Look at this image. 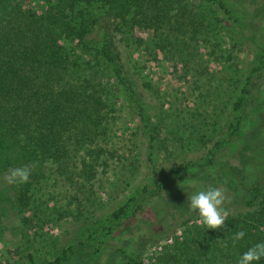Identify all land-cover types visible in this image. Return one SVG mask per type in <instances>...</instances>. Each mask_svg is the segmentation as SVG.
<instances>
[{
	"label": "trees",
	"instance_id": "1",
	"mask_svg": "<svg viewBox=\"0 0 264 264\" xmlns=\"http://www.w3.org/2000/svg\"><path fill=\"white\" fill-rule=\"evenodd\" d=\"M204 2L242 29L243 36L254 42L256 51L219 132L213 137L202 136L198 148L165 174L158 173L153 157L157 136L151 116L117 63L109 29L97 26L86 8L95 5L113 12L115 28L132 44L141 47L147 43L157 54L163 51L169 61L170 46L175 52L180 51L178 54L185 50L180 43L188 40L184 37L177 42L181 37L187 34L189 39L196 40L199 34L210 31L211 21L203 20L207 14L195 11V7L191 9L187 0H61L55 13L46 15L9 3L8 11L5 6V15L0 17V176L4 173L10 176L15 168L30 170L24 183H9L8 176L1 178L5 186L17 187L16 200L20 206L28 204L33 171L45 161H51L55 171L65 178L77 174L90 181L96 177L99 166L104 170L108 159L117 160L112 140L117 133L116 113L124 110L136 118L148 142V176L101 216L83 226L79 240L64 247H51L41 262L28 254V264H64L80 249L91 258L97 257L124 224L140 218L151 199L176 181L204 174L235 140L245 109L264 77V33L257 37L253 32V20L261 2ZM171 12L175 16L173 22ZM149 28L153 37L147 42L140 32ZM251 149V156L243 166L239 193L235 188L224 189L227 192L222 206L227 217L224 225L211 229L209 234L202 230L204 225L195 226L193 242L199 246L185 260L186 264H238L244 252L264 242V141L254 143ZM228 172L232 175L234 170L229 167ZM191 220L194 219L179 220L178 226ZM142 221L141 227L130 235L136 249L128 250L121 239L113 246L123 264H144L145 243L138 245L137 239L141 242L143 236L153 233V223ZM161 224L165 222L162 220ZM163 230L155 233L158 238L170 235ZM239 231H244L245 236L234 240ZM168 258L165 262L176 256ZM183 261L175 262L183 264ZM255 264H264V259Z\"/></svg>",
	"mask_w": 264,
	"mask_h": 264
},
{
	"label": "rangeland",
	"instance_id": "2",
	"mask_svg": "<svg viewBox=\"0 0 264 264\" xmlns=\"http://www.w3.org/2000/svg\"><path fill=\"white\" fill-rule=\"evenodd\" d=\"M187 1L191 9L195 7V11L207 14L203 20L205 23L211 21L210 31L206 35L199 34L196 40L189 39L187 34L181 38L178 35L177 42L184 37L188 42L180 43L185 48L181 54L170 46L171 61L163 51L157 54L147 43L141 47L132 44L115 28L113 12L110 14L95 5L86 8L97 26L109 29L117 63L151 116L157 136L153 157L160 174H165L176 162L196 150L202 136L213 137L219 132L256 51L254 42L243 36L242 29L224 18L214 6L204 0ZM59 2L61 0H0V17L5 15L4 8L9 11L8 3L21 10L46 15L55 13ZM260 2L253 20V32L257 37L264 33V0ZM79 6L75 7L81 8ZM170 18L171 22L175 19L172 12ZM163 29L167 30V26ZM140 33L147 42L153 37L152 28ZM116 115L114 128L117 133L112 140L118 159H108L104 170L99 166L94 179L85 181L77 174L65 178L55 171L51 161H45L33 168L29 201L22 207L16 200L17 187H7L1 179L9 175L0 176V264H28V254L41 262L51 247L60 248L79 240V230L83 226L101 216L148 176L146 136L136 118L124 110ZM261 141H264V77L245 109L237 137L213 167L201 176L169 185L149 201L138 220L124 224L97 257L91 258L92 255L80 249L64 264H123L113 246L116 247L121 239L128 250L136 249L130 235L141 227L142 219L153 223V233L141 236V242L137 239L138 245L145 243L144 264H178L177 259L186 264L185 260L196 253L199 246L193 242L195 226L204 225L198 212L189 210L188 197L209 187L235 188L238 194L251 147ZM229 167L234 170L232 175ZM185 218L194 220L178 226L179 220ZM162 220L165 224H161ZM163 229L170 235L158 238L155 233ZM202 230L209 234L211 229L204 225ZM171 256L176 259L165 262Z\"/></svg>",
	"mask_w": 264,
	"mask_h": 264
},
{
	"label": "clouds",
	"instance_id": "3",
	"mask_svg": "<svg viewBox=\"0 0 264 264\" xmlns=\"http://www.w3.org/2000/svg\"><path fill=\"white\" fill-rule=\"evenodd\" d=\"M30 176V170L27 167L15 168L11 170L7 177L9 183L27 182ZM225 192L221 188L209 187L206 190L197 191L188 197L189 210L198 212L206 228L216 229L224 225L227 219L224 209ZM244 231L234 234V240L243 239ZM264 259V242H260L250 247L244 252L238 264H255Z\"/></svg>",
	"mask_w": 264,
	"mask_h": 264
}]
</instances>
